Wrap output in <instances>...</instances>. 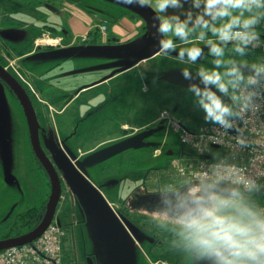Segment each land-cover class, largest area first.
Listing matches in <instances>:
<instances>
[{"label":"clouds","instance_id":"clouds-1","mask_svg":"<svg viewBox=\"0 0 264 264\" xmlns=\"http://www.w3.org/2000/svg\"><path fill=\"white\" fill-rule=\"evenodd\" d=\"M154 7L160 51L184 65L187 91L213 127L192 145L210 160L181 157L177 173L158 179L152 222L193 264H264V57L248 59L264 47V0Z\"/></svg>","mask_w":264,"mask_h":264},{"label":"rangeland","instance_id":"rangeland-1","mask_svg":"<svg viewBox=\"0 0 264 264\" xmlns=\"http://www.w3.org/2000/svg\"><path fill=\"white\" fill-rule=\"evenodd\" d=\"M28 21L34 25L33 30L27 33V37L30 34H37L43 23L52 24L56 20L53 17H48L35 21L29 19ZM84 32L83 30L80 31L82 34ZM126 36L130 37L132 34L129 33ZM105 37L92 33L91 37H89L90 40L87 43H82V39L79 36L71 44L72 46L58 50L40 51L32 56L17 60L14 63L15 70H10L14 76L20 73L24 78L22 82L29 92L37 115L41 143L46 148V151H48L47 153L59 151L67 157L83 160L96 151L118 143L116 141L136 133L140 129L138 123H130V125L123 123L122 127H119L123 117H132L134 115V109L139 115H142L143 111L151 109V113L158 120L168 117L164 115V112L169 111L176 120L181 121L190 129L203 125L205 127V124L209 123L203 120V112L195 105L190 92L179 91L175 95H168L165 91L160 92V90H156L161 88V83L159 82H156L154 85L156 89H152L154 87L151 86L148 93H145L141 86H139L138 90L130 91L129 95H138L137 98L132 97V99H128L121 106L124 111L128 110L130 112L129 115L116 116L113 107H111L101 119H98L99 108L102 104L97 102L98 108L93 109L90 107V103L93 99V92L96 91L95 95H100L98 92L102 91L99 89L100 84L93 85V83L100 80L101 68L98 65L96 66L95 63L101 61L100 59H104L103 56L105 54L102 51L103 48L100 46V42ZM8 41L13 43L12 40ZM261 57H264V55L253 53L251 59L257 60ZM164 58L168 57L159 54L142 62L140 68L148 69L150 64H153L155 68L160 65L164 66L169 62L164 60ZM169 60H171L170 64L175 61L174 59ZM166 66H169V64ZM132 72L133 70L120 78V83L128 84L132 88L136 86L135 74ZM154 91L158 92L153 93ZM9 93L11 94L10 91ZM0 95H6L5 86L1 81ZM10 104L14 113L13 139L15 152L20 153L19 157L21 160L19 166L22 167L24 165L25 172L24 176L17 177L15 175V179L13 177L9 178L3 174L0 160V231L6 230L10 225L14 224L17 220L14 219L15 215L24 211V208L31 207L29 204L37 202L36 198H41L43 193L45 194L46 192L44 191L45 180L38 170L33 169L34 166L31 165L29 158L27 157L25 160L26 155L23 154L26 150L27 153L29 151L24 130V128L26 130L28 128L27 122L24 120L25 123L21 120L23 116L20 110H18V106L16 108L14 100H10ZM126 104H128L127 107ZM176 104H180V109L177 112L174 111ZM15 115L19 117L18 120L15 118ZM184 115L188 116L187 121L182 119ZM181 134L169 124H165L162 128L155 130L150 136H147L146 143L142 146L125 150L104 162L85 167L90 185L98 189L102 199L106 202L112 213V218L110 219L117 232V235L113 237V242L117 249L116 255H112L111 247L105 242L103 247L97 251L99 256L98 264H142V259L153 260L154 254L160 252L158 249L151 251L148 248L149 243L145 239H140V236L143 235L142 231L134 224H130L128 220L126 221V218L122 220L125 223L124 228L117 217L116 210L120 206V202L134 189L145 187L148 190H154L158 179H168L172 176L171 173L167 172L169 157H167L166 152L172 150L173 157H177L180 154L183 148L180 142ZM1 146L3 144L0 142V155L3 156L4 152ZM155 149H162V155L154 156L158 155V153L155 154ZM15 159L16 161L19 160V158ZM26 167L30 169L28 172H26ZM22 183L25 185L23 187L26 193L27 190L32 193L37 190V197H31V194L28 195L24 192L23 195L21 192L24 202H26V207L25 204L23 206L18 205L13 216L6 219L5 217H7L10 210L6 213L5 217H3L4 215L1 211H4L13 200L20 199V195L14 194V191L7 190L6 187L17 188ZM6 204L8 206L3 207ZM77 209L71 193L64 185L56 211V217L62 222L60 230L64 234V238L69 237L66 225L73 220V215L77 212ZM76 219L77 217L74 218V220ZM143 224L146 226H156L152 221L144 222ZM128 230L134 236V239ZM136 240L141 245H137ZM63 254L66 257V262L73 264L71 253L65 250ZM81 263L80 261L79 264Z\"/></svg>","mask_w":264,"mask_h":264},{"label":"flooded vegetation","instance_id":"flooded-vegetation-1","mask_svg":"<svg viewBox=\"0 0 264 264\" xmlns=\"http://www.w3.org/2000/svg\"><path fill=\"white\" fill-rule=\"evenodd\" d=\"M124 1L125 0H0V66L20 82V79H23V76L19 73L18 75L16 74L17 76H14L10 72V70H15L14 63L17 60L32 56L40 51L58 50L67 46H72L71 44L75 42L79 36H82V33H80V31H82L84 27L93 26L94 28H96L101 22H106L107 26L104 35L106 37L100 42V46H102L103 48L102 51L105 54L103 56L104 59H100L101 61L95 63L96 66L98 65L101 68V76L99 77L100 80H98V82L93 83V85L100 84L99 89L102 91L98 92V94L100 95H95L96 91H94L93 99L90 103V107L93 109L98 108L96 105L97 102H100L102 104L99 108L100 113L98 119H101V117L105 115V112L111 107H113L116 116L129 115L130 112L128 110L124 111L121 106L128 99H132V97L137 98L138 95L129 94L131 90H138L139 86L143 88V91L145 93H148L150 92L151 86L154 87L152 89H156L154 85L156 82H159L161 83V88L156 90H160V92L165 91L166 93H168V95H175L179 91L188 92L187 88L174 85L162 79V75L164 72L176 68L182 69L184 67V65L175 61L174 63L170 64L171 60L169 59H173L171 56H165L168 58H164V60L169 61L167 63L169 64V66H166L167 64H165L164 66L160 65L159 67L155 68L153 64H150L148 69H141L140 64L150 58L141 60L125 70L122 69L123 66L118 65V63L123 62V56L127 51L134 55L138 53L137 48L129 50L128 48H126V46L131 41L147 32L145 21L141 19L135 12L122 7L121 3H124ZM144 3L148 4L156 12V9L154 7L155 0H144ZM48 17H53V19H55L56 21H53L52 24H48L47 22L43 23V26L39 28V32H37V34H30V36L27 37V33H30V31L33 30L34 25L33 23L28 21L29 19L35 21ZM87 20H90V22H87ZM122 21H126L127 23L133 25L134 28L136 27L135 33H133L132 36H126L129 34V31L125 29L126 27H122ZM122 29L125 31V33H122ZM93 33L94 35H101L98 30H95ZM89 35L90 33H88V36ZM50 36L53 39H51ZM89 37L82 40V43H87L90 40ZM8 40H12L14 44L12 42H9ZM48 41L58 42H56L57 44L55 45H46L45 43H48ZM107 56L113 57L106 58ZM248 59L251 60L250 54L248 55ZM4 62L6 63L5 65ZM132 70V73L135 74L134 79L136 80V86H134L133 88L128 84L120 83V78H122ZM0 81L5 86L9 103L10 100H14V102L16 103V108L18 106V110H20V113L23 116L21 120L25 122V115L13 91L4 80L0 78ZM9 91L13 95H11ZM157 92L158 91H154L153 93ZM101 95L103 97H99ZM127 106L128 104H126V107ZM179 109L180 104H176L174 107V111L177 112ZM133 112L134 115L132 117L129 116L122 118V122L119 124V127L121 128L123 123H126L127 125H130V123H138L140 125V129L136 133L126 136L121 140L134 137L142 133H149L148 136H150L152 132L159 128H162L165 124L168 123H171L172 125L179 128L180 126L178 125H185L181 121L176 120V118H174L172 114L169 113V111L164 112V115L168 117H164L161 120H158L157 118L155 119V117L151 113V109L143 111L142 115H139V113L135 111V109ZM15 118L18 120L19 117H16L15 115ZM182 119L187 121L188 116L184 115L182 116ZM24 130L30 151H28L27 153L26 150L25 153H23L26 155L25 160L28 157L31 165L34 166L33 169L38 170L40 175L45 180L44 184L46 185L44 191L46 192L45 194L43 193V196L41 198H36L37 202L29 204V206L31 207L27 206V209L24 208V211L19 212L15 215L14 219L20 220L21 225H24V223L26 222V214L28 211H31L30 215L32 216V219L29 220V223L22 229V232L12 231V228H14V226H16V223L18 222L16 220L14 224L10 225L6 230L0 231V241L22 236L35 229L43 220L50 195L49 179L32 151L29 141L28 128L27 130L24 128ZM39 137L41 142L40 132ZM145 143L146 137L142 139V144ZM41 146L47 157L51 160V162H53L52 154L50 152L47 153L48 151H46V148L42 145V143ZM13 148V155L15 156V158H19L18 162L16 161L18 165H14L16 175L17 177L24 176V165L22 167L19 166L21 160L19 157L20 153L15 152L14 145ZM157 150H159V154L154 156L162 155V149ZM167 152L166 155L167 157H169L167 172L174 175L180 169L179 164L181 157L183 156L180 153L177 157H173V151H171L172 154L170 155H168ZM53 164L54 166H56L54 162ZM29 170L30 169L27 168L26 172H28ZM46 177L47 179H45ZM23 184L24 183L20 185V188L18 186L17 188H7L5 186L6 184L4 185L7 190L14 191V194L20 195L19 200H13V202L9 206V203L3 206H8L4 209V211H1V213H3L4 215H2L3 217H5L6 213L10 210L7 217H5L6 219L13 216V213L18 205L23 206L25 204L26 207V202H24L21 194V192L26 193L24 189L25 185ZM63 186L64 183L62 181V187ZM36 193L37 190H35L33 193L27 190L26 194H31V197H34L36 196ZM40 193L42 192L40 191ZM156 203L157 198L154 195L153 190H148L145 187H139L134 189L124 200H122L120 202V206L116 210L117 212L115 211L124 228L125 223L122 220L126 218V221L128 220L130 224H134L138 229L142 231L143 235L140 236V239H145L149 243L148 248L151 251L153 249H158L160 251L159 253L154 254L153 260L142 259L141 263L148 264L149 261V264H162V262L166 261L167 264H193L191 257L187 253L178 248H175L172 245V236L169 233L159 229L157 226H146L143 224L144 222L152 221L149 210L154 208L156 206ZM76 208H78L77 204ZM56 211L54 213L53 219L58 218L56 217ZM73 217H77V219L74 220L73 218V220H71L70 223H67L66 225V230L69 235V237H66L67 250L71 253L70 255L72 256L71 259L73 261V264H79L80 261L82 262L81 264H98V258L94 252L95 247L90 239L91 232L88 230L86 220L84 219L85 216L81 215L80 210L77 209V212L74 213ZM141 221L142 223H140ZM128 232L131 236H133L129 230ZM132 238L134 239V236ZM136 243L137 245H141L137 240Z\"/></svg>","mask_w":264,"mask_h":264},{"label":"water","instance_id":"water-1","mask_svg":"<svg viewBox=\"0 0 264 264\" xmlns=\"http://www.w3.org/2000/svg\"><path fill=\"white\" fill-rule=\"evenodd\" d=\"M121 4L122 7L135 12L141 19H143L146 23L147 30L143 36L130 42L126 46L129 50L137 48L138 53L136 55L131 54L129 51L125 53L123 56V62L118 63V65L123 66L122 69L125 70L139 61L150 58L160 52L158 43L160 34L155 27L157 13L149 5L144 2L130 4L125 1ZM185 7H188V5L185 4ZM172 11L175 10L171 8L167 9V12ZM174 54L175 53H173V55ZM108 57L112 58L113 56H107L106 58ZM0 78L4 80L13 91L23 110L28 125L32 151L50 181V195L46 206V212L41 223L27 234L1 240L0 250L28 244L38 238L45 231L54 217V213L61 197L62 184L60 178H62L69 191L76 199L81 215L85 216L84 219L86 220L88 230L91 232L90 239L95 247L94 252L97 258L99 259L97 251L103 247L105 242L111 247V253L115 256L117 249L113 242V237L117 235V232L110 219L112 218V213L106 202L102 199L98 189H95L90 185L85 172V167L104 162L125 150L142 146V139L147 137L149 133L138 134L134 137L107 146L88 155L82 161H78L74 157H67L59 151H51L50 153L52 154V160L57 167L56 169L41 146L36 112L25 89L1 66ZM162 79L184 88H187L189 84V81L183 77L181 68L171 69L164 72ZM13 135L14 124L11 113L4 95H0V142L3 144L1 149L4 152L3 156L0 155V160L3 174L5 176L7 175L9 178L13 177L15 179V176L12 173L14 159ZM167 154L170 155L172 152L169 151ZM57 222L58 224L60 223L59 221ZM200 264H205V262H200Z\"/></svg>","mask_w":264,"mask_h":264},{"label":"built area","instance_id":"built-area-1","mask_svg":"<svg viewBox=\"0 0 264 264\" xmlns=\"http://www.w3.org/2000/svg\"><path fill=\"white\" fill-rule=\"evenodd\" d=\"M253 51L264 55V47L256 48ZM212 127L213 125L209 124L195 131H182L181 142L185 145L183 157L188 159L196 157L208 159L207 156H211L208 153H197L192 145L199 139L202 131L205 133L210 132ZM214 145L217 144H212L210 146L213 148ZM218 147V149L221 148L220 145H218ZM179 165L180 167L182 166V160H180ZM260 199L264 201V194L261 195ZM62 236L61 230L55 224H52L31 244L22 247L8 248L0 252V264H60Z\"/></svg>","mask_w":264,"mask_h":264},{"label":"crops","instance_id":"crops-1","mask_svg":"<svg viewBox=\"0 0 264 264\" xmlns=\"http://www.w3.org/2000/svg\"><path fill=\"white\" fill-rule=\"evenodd\" d=\"M87 22H90V20H87ZM122 27H124V28L126 27L125 29H126L127 31H129V33H131V34L135 33V28H136V27L134 28L133 25L127 23L126 21H122ZM87 29H88V27H84V29H82V30L85 31V30H87ZM122 33H125V31H124L123 29H122ZM4 97H5V100H6V102H7V105H8V108H9V110H10L11 117H12V120H13L12 107H11L9 101H8L7 95H4ZM17 162H18V161H17ZM17 162H16V159H15V157H14V159H13V168H12V173H13L14 176L16 175V171H15V169H14V165H18ZM19 188H20V186H19Z\"/></svg>","mask_w":264,"mask_h":264},{"label":"trees","instance_id":"trees-1","mask_svg":"<svg viewBox=\"0 0 264 264\" xmlns=\"http://www.w3.org/2000/svg\"><path fill=\"white\" fill-rule=\"evenodd\" d=\"M31 211H28L26 214V222L24 223V225H21L20 220H17L18 222L16 223V226H14V228H12V231L14 232H22V229L29 223V220L32 219V216L30 215Z\"/></svg>","mask_w":264,"mask_h":264}]
</instances>
